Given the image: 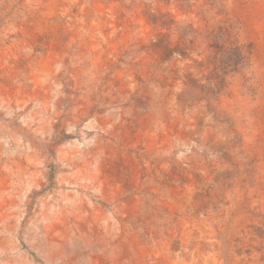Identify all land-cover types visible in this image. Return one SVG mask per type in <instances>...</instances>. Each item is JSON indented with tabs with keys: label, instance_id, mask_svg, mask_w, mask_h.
Here are the masks:
<instances>
[{
	"label": "rangeland",
	"instance_id": "rangeland-1",
	"mask_svg": "<svg viewBox=\"0 0 264 264\" xmlns=\"http://www.w3.org/2000/svg\"><path fill=\"white\" fill-rule=\"evenodd\" d=\"M0 264H264V0H0Z\"/></svg>",
	"mask_w": 264,
	"mask_h": 264
}]
</instances>
